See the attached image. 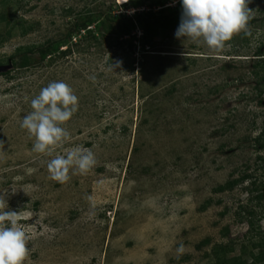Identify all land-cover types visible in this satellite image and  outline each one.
Instances as JSON below:
<instances>
[{"label":"rangeland","instance_id":"obj_1","mask_svg":"<svg viewBox=\"0 0 264 264\" xmlns=\"http://www.w3.org/2000/svg\"><path fill=\"white\" fill-rule=\"evenodd\" d=\"M2 1L0 13L13 17L0 24L5 73L18 49L54 44L0 76V192L25 225V264H216L219 246L245 264L264 254V67H255L264 56L254 57L264 45V0L248 5L251 35L220 53L177 39L182 16L151 44L137 20L128 35L110 39L98 20L67 37L89 13L135 19L175 12L180 0ZM20 22L32 31L21 36ZM52 82L79 101L54 155L82 146L97 161L87 174L71 169L64 184L49 178L53 157L35 153L20 126Z\"/></svg>","mask_w":264,"mask_h":264},{"label":"clouds","instance_id":"obj_2","mask_svg":"<svg viewBox=\"0 0 264 264\" xmlns=\"http://www.w3.org/2000/svg\"><path fill=\"white\" fill-rule=\"evenodd\" d=\"M183 9L177 39L187 38L195 44H203L215 53L222 52L227 42L243 33L250 36L248 5L252 0H180ZM119 61L116 62L118 67ZM79 101L73 89L64 82H52L41 89L31 101L32 111L21 122V128L34 137L33 151L53 157L47 163L49 178L60 184L70 179V170L80 174L91 171L97 161L89 148L76 147L65 155H54L70 138L63 125L78 111ZM0 142V148H3ZM7 191L0 192V264H25L31 249L25 225L20 223V214L6 211ZM183 252V245L177 249Z\"/></svg>","mask_w":264,"mask_h":264},{"label":"trees","instance_id":"obj_3","mask_svg":"<svg viewBox=\"0 0 264 264\" xmlns=\"http://www.w3.org/2000/svg\"><path fill=\"white\" fill-rule=\"evenodd\" d=\"M3 6H5L6 0L2 1ZM182 6L180 9H178L175 12L172 13H165L164 10H160L158 14H153L151 12H147L145 14H140L135 17V19H129L124 17H114V18H103L101 15H93L91 13L87 14V17L83 19L79 23H75L73 27L71 28L70 32L68 33L67 37L70 38L74 33H78L81 30H87L90 28V25L98 20H101L102 22V28L107 37L111 39L114 35H128L130 32V26L133 24L134 20H137L140 23L145 24L148 26V30L145 31V34L143 36V42L144 44H151L154 39L157 36V31L159 29H166L171 30L173 27V22H175L176 18L179 16H182ZM3 13H0V24L5 23L13 19L9 15V20L7 21ZM16 27L19 28L21 36L27 35L29 32L32 31V27L25 26L23 22L16 23ZM89 31V30H88ZM109 39V40H110ZM54 44L49 42L47 43L46 47H39L37 49H18L13 57H11L5 66H10L11 70L8 72L1 73L0 76L2 77H8L11 72L13 71V68H23L25 63L28 61V55H34L37 54L42 57H46L47 55L51 54L53 52ZM264 45H262L260 48L257 49L254 57L255 58H261L264 55ZM63 55H65L63 53ZM0 67L2 65L0 64ZM256 68L264 67V63L257 62L255 65ZM258 85H264V72L259 77ZM263 148V147H261ZM228 188H231V184L227 185ZM260 195L257 197L259 202L264 200V183L260 186ZM219 190H222L220 188ZM249 225L252 226V222H249ZM242 257L246 256L245 251L243 248L240 250ZM234 253V248L232 246H219L212 250V256L216 261V264H220L221 261H226L225 264H245L242 260L238 259L235 256H230ZM252 262L250 264H264V254L260 253L259 255H250ZM247 264V263H246Z\"/></svg>","mask_w":264,"mask_h":264},{"label":"water","instance_id":"obj_4","mask_svg":"<svg viewBox=\"0 0 264 264\" xmlns=\"http://www.w3.org/2000/svg\"><path fill=\"white\" fill-rule=\"evenodd\" d=\"M7 69L10 70L11 67L10 66H7ZM4 71H6V68L5 67L4 68L3 67H0V72H4Z\"/></svg>","mask_w":264,"mask_h":264},{"label":"bare ground","instance_id":"obj_5","mask_svg":"<svg viewBox=\"0 0 264 264\" xmlns=\"http://www.w3.org/2000/svg\"><path fill=\"white\" fill-rule=\"evenodd\" d=\"M119 4H124L126 1L125 0H117Z\"/></svg>","mask_w":264,"mask_h":264}]
</instances>
